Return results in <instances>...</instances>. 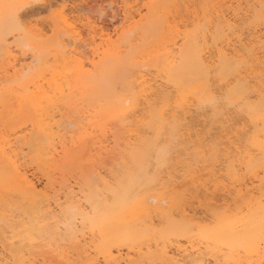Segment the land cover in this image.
<instances>
[{
  "label": "rangeland",
  "instance_id": "374dc122",
  "mask_svg": "<svg viewBox=\"0 0 264 264\" xmlns=\"http://www.w3.org/2000/svg\"><path fill=\"white\" fill-rule=\"evenodd\" d=\"M6 1L15 3L17 0ZM61 1L62 0H57V3H61ZM80 1L81 0H71L69 10H67L69 22L72 27H70L71 30L81 31L84 38L86 35L89 36L87 28L82 26V21L86 20L84 18L86 16H91V18H98L99 16L105 17V19L108 20H106V23L103 25V27L105 26L104 29L106 32L112 33L113 28L119 25L120 20L113 22L115 19H112V17L109 19V17H107V13L109 14L110 12H105L104 9H100L99 6L103 4L101 0H98V3H91V1L82 3V7L80 5L77 11L71 13V5L76 2L79 3ZM146 2V0H127V3L134 5V9L139 7L142 14L147 13L144 4ZM41 3L42 2L38 0H30L24 5L25 7L19 10L30 12L35 8L41 9L38 14L34 15L35 17H31L32 19H30H39V21H41L40 27L48 25L50 27L51 16L53 15L52 11L58 8L59 5L56 4L46 8V4L44 3L43 6H41ZM254 5L255 1L253 0L170 1V5H168L165 11L160 10L156 12L157 14L154 13L148 16L139 29H135L130 33L128 32L123 36L126 48V51L122 52L123 59L121 61L113 60L115 64L110 62L108 65L106 64V69L102 70L103 72H101L97 78L96 91L98 90L99 93L112 89L114 93L125 97L126 106L135 102V107L131 108L129 112H126L128 115L125 113L122 118L102 120L99 116V111L103 101L102 99L100 100L99 94L97 92L92 94L90 90L84 87L85 85L83 83L73 81L70 90H66V93L72 91L71 94H68L72 99L67 102L68 105L59 106L60 113H56L55 119L57 120L61 116L64 119L67 115H71V117L75 116L74 119H72H77V122L71 126H66V130L62 129L67 133H64L62 137H60L61 142H59V137H55L54 140L52 139V141H54L52 142L51 137L47 135V131L46 134L44 131L40 132L38 130V132H40L38 135L36 132L37 130L31 129L30 125L28 130L26 129L23 132H18L19 134H24L25 132L31 133L32 130H35L36 139L39 137L38 140H36L34 136L32 138L30 134H28L25 138H21L20 144L24 143L25 140L28 139V136L32 138V140L29 138L32 144L30 145V149L29 147L24 148L25 150H23L22 153L25 154V157L21 158L19 162H22H20L21 166L25 168L27 174L30 175L29 177L33 179L42 193L40 195L41 197L39 196L36 200L32 201L23 199L18 192L13 190H6L1 193L0 238L2 239H0V264H9V262L15 264L17 261H27L28 264H108L105 260V255L95 246L97 245L96 243L99 237L98 235L94 236L88 224L85 223L81 225L79 222H71V225L68 226V230L62 226H60L62 228L56 227L57 219L62 218L61 212H59V206L56 204L60 202L61 205H65L68 202L67 198H69V200H73L74 203L78 204L82 209H87V198L91 197L96 200L102 199L106 195L104 192L105 184H115L119 175L122 174L125 165H130L129 150L131 149V145L137 143L135 137L139 135L145 138L147 137L146 141H154L158 147L165 150V161L163 160V163L158 160L155 150L150 149L148 151L147 169L148 173L152 177L154 176L155 179L154 182L152 181L154 185L152 183L150 185L149 190H151V192L149 191L150 193L147 199L149 212L144 218H141L143 219L141 223L152 225L163 230V228L167 226L166 219L170 216L177 221L185 220L184 222L188 224V229L184 234H167L164 237L151 234L150 237L142 240L127 241L119 245V247L113 246V259L119 261L120 264H126L128 258H130L132 264H169L175 256L179 258V261L175 264H198L200 261L206 264H264V255L261 252L260 254L249 255L243 250L233 252L235 258H239L238 263H236L229 258V251L226 248L206 242L199 234V226L204 224H215L218 215L223 213L234 214L241 210L245 211L246 198H252L255 201H262V199H264V178H262L264 172L262 170L259 171L258 176H255L248 172L245 167H239L235 162L237 164L236 167H239L238 174L235 178H231L227 175V169L225 167L228 162L227 160L231 158H228L227 155H234L232 152H230L231 154L227 152L231 151L233 146H239L242 149L249 147L250 152L253 150L250 146L246 145L248 144L245 143L246 139H241V137L247 138L253 133L254 126L252 121L249 115L243 110L242 104L233 100L234 96L232 91L229 86H224V81L219 78L217 70L210 73L209 85H211L210 89L216 97L215 104L217 107L219 105L218 108H214V104L209 106L207 103H200L199 105L193 96L187 98L185 101L186 104L183 102L184 106L178 105L175 102L177 98V89L174 87V83L167 70L166 55L161 56L164 53L160 54L158 52L159 48H162L164 43L171 42L167 39L173 41L179 34V44H181L183 41L181 37L184 35V31L193 30L195 26H200V28L203 27V30H205L201 31V33L204 32L205 34L209 25L208 18L214 23L217 21L216 15L220 13V15H223L225 19H229V22L233 23L235 26L233 25L234 29L231 30L233 32H230V30L227 31V36L229 35V37H226L224 40L225 42L222 41L219 44L223 45L222 43L224 42L225 44L226 41L233 43L232 39L234 38V43L236 44L238 36H240L238 39L243 37L242 42L244 40V42H247L249 37L257 35L252 29L254 25L257 26V23L253 21L251 16L253 10L251 8H254ZM240 7L242 10L240 9L241 12L240 10H238V12L237 9ZM108 10L106 9V11ZM162 13L163 15H161ZM197 13L199 14L197 15ZM205 14L207 15L205 16ZM233 15H236L237 18ZM1 20H3L5 29L7 28L9 30L15 28V22L8 14L3 15ZM237 20L240 22L238 27L235 24ZM261 28L262 27H259L260 30L258 29V33L264 31ZM68 30L70 31V29ZM240 33L241 35H238ZM50 34L51 30L47 28L45 37H49ZM16 35H18V37H15L16 39L12 38L10 41L16 40L17 43H21V45L27 43L28 37L26 34L19 33ZM161 35H164V39L162 40L159 38L162 37ZM205 36V39H208L204 44L206 47L204 48V52L207 56L214 53V42L209 32H206ZM113 38H115V35ZM97 40L99 41L96 35V42H98ZM159 40L162 42L160 43ZM48 46L49 44L47 43L46 46H42V48L33 47L30 52L45 57L49 49ZM145 46L146 48L148 47V49H146ZM224 46L226 47V45ZM236 47H238L237 44ZM161 48L160 51H164L161 50ZM1 53L0 50V109L4 111L5 116L0 123V133L2 134V132L4 133L20 126L21 124L19 125V123L21 121L23 122L24 120L22 118L26 116L30 115V119L31 117L36 118L40 110L36 111L32 109L33 111H31L30 109L26 112L28 115L22 118L20 113L15 110L17 109V103H12V101H15V98H10L11 93L10 91H6L5 88L8 86L10 87L12 84H17L18 80L25 79L29 73L21 75L20 78L18 77L17 80H14L9 73L7 74L2 70L4 61ZM88 54L90 55V52H88ZM52 59L51 57L49 63H52ZM134 61L138 64H133ZM252 62L255 66L256 62ZM34 63L33 65L32 63L29 65V67L36 66L31 69L30 73H33L40 67V65H34ZM141 78H143V80ZM250 79L251 81L253 80L251 77ZM132 80H135V84H137L135 86L137 88L132 87L134 84L131 83ZM141 81H143L145 87L147 84L149 85L146 87V90H144V93L147 94V97L149 96L148 99L150 102H154V105L159 107L162 104L161 101L166 103L161 105L166 115L165 117L168 118V120L172 115L176 117L175 119L178 120L176 123L179 128L175 129V132H173L171 127L169 128L167 126L165 129H162L160 133H156L154 130H148L144 124H142L144 113L148 110L149 106L144 103V96H140V90L143 87V85L140 86ZM139 87L140 89H138ZM74 88L75 90H73ZM130 89L134 91L138 89L137 92H139V96L133 97V95L129 93ZM167 95L169 103L165 101L167 99L164 101L162 99V97L165 98L164 96ZM196 105L202 107L199 108ZM187 106L189 109L188 111L186 110L187 108H185ZM173 117L172 119L170 118L169 121H173ZM67 123V121L64 122V124ZM54 130L56 129L54 128ZM102 132L107 134L109 143L108 141L104 142L103 145H105V147L100 148V143H98L97 140L99 138L106 139L102 138ZM18 133H16L15 136L19 135ZM62 133L60 132V134ZM90 134L93 135L91 136V140L88 138L84 141L80 139L84 136H90ZM44 137L45 142L43 139ZM78 138L80 140H78ZM114 138H117V144L115 143L116 141H113ZM52 143L55 144L52 145ZM42 144H46L45 147ZM62 146L65 147L66 151H69L68 154L63 152L56 154V151H60ZM95 146H97L96 151L93 148ZM215 146H218L219 149L218 147L215 148ZM111 148L114 149L112 150ZM211 152H213L212 155L210 154ZM209 156L210 158H207ZM59 157L61 158L59 159ZM213 157L215 158L213 159ZM211 158L214 160L212 164ZM61 160H64L67 164L62 166ZM108 161L109 163H107ZM8 163L9 162L5 158L0 156V168H2V170L6 168L5 171H7V168L10 166ZM88 165L90 167H88ZM183 187H185V189ZM68 191H71V194L68 195ZM178 200V205H175L174 202ZM156 206L160 207L155 208ZM2 213L9 215L4 217ZM25 213H28V215ZM141 223H139V226H141ZM39 225L41 229L45 230L51 227L53 232L49 228L46 230L47 234L43 237L44 239H36L35 242L23 238L20 231L18 232V230H21L23 227L34 226V228H36V226L38 227ZM76 227L77 232L75 231ZM63 229L65 230L63 231ZM55 231L56 233H54ZM61 231L63 234L66 233L68 238L66 234L61 235ZM33 235L37 237L36 230L33 231ZM71 236H73L72 240L70 238ZM34 243H36V245H34ZM72 244L74 245L71 246ZM12 248L13 250L10 251ZM163 251L167 252V256L163 254ZM197 251L200 252L199 255H197ZM185 253L190 254L185 255L181 260L182 254ZM161 254H163L164 258L160 257ZM165 257L169 259L168 262H166L167 260H165ZM111 264L114 263L111 262Z\"/></svg>",
  "mask_w": 264,
  "mask_h": 264
},
{
  "label": "bare ground",
  "instance_id": "6f19581e",
  "mask_svg": "<svg viewBox=\"0 0 264 264\" xmlns=\"http://www.w3.org/2000/svg\"><path fill=\"white\" fill-rule=\"evenodd\" d=\"M29 1L17 0L15 3H9L6 0H0V50L2 52L1 54L3 56L2 58L4 61L2 70L7 74L9 73L14 80H17L18 77L20 78L21 75L29 73V75L25 79L18 80L17 84H12L10 87L9 86L6 87L5 90L10 91L11 93L10 98L12 99L15 98V101H12V103L15 104L17 103L16 105L17 109L15 110H17V112L20 113L21 118L28 115V113L26 114V112H28L30 109L31 111L40 110L36 118L31 117L30 119L29 117L30 115L26 116L25 118L22 119L24 121H26L27 119L28 120L26 122L23 121L24 123L21 121L19 123V125L20 124L21 125L18 127L15 125L17 128L11 129L4 133L2 132V134L0 133V156L2 158H5L9 162L8 164H10L9 168H7V171H5L6 168L3 170L2 168H0L1 169L0 195L3 191L13 190L18 192L23 199L32 201V200H36L41 195L42 192L38 189L33 179L29 177L30 175L27 174L25 168L21 166L22 162L21 161H20L21 163L19 162L21 158L25 157L24 156L25 154L22 153V151L25 150L24 148L29 147L30 149V145L32 144L30 139L32 140L33 136L35 137L34 139H36L37 137L35 136L36 132L39 135L40 132L44 131L46 133L47 131L48 134L47 133L46 134L51 137V141L52 139L54 140L55 137H59L58 138L59 142H61L60 137H62L64 133H67L62 129H65L66 126H71L73 124H76L77 119L73 120L75 117L74 115H72L74 117H71V115H67L64 119L62 116L57 120L55 119L56 113H60L59 106L67 104V102L70 99H72V97L68 95L71 94L72 91L66 93V90H70L73 81H78V83H83L85 85L84 87H86L87 90H90L92 94L96 92L99 94L100 100L102 99L103 101L101 103L102 107L99 111V116L101 117L102 120H106L109 118H122L127 111L129 112L131 108L135 107V102L131 103V105L129 106H126L125 97L119 96L120 94L114 93L112 89L110 90V88H109L110 91H102L100 93L98 92V90L96 91L97 78L99 77L101 72H103L102 70L106 69L105 66H107L109 62L115 64V61L113 60L121 61L123 59L122 52L126 51L125 44L123 41V36L128 32L130 33L135 29H139L142 26V23H144L143 21L147 19L148 16L156 12H159L160 10L165 11L168 5H170V1H175V0H146L147 2L144 4H145V8L147 9V13L145 14L141 13L139 7L134 9V5L131 3H127V0H119V1L101 0L103 4L99 6L100 9H104L105 12H110L109 14L107 13V17H109V19L111 17L112 19H115L113 20V22L120 20V23L118 22L119 25L113 28L112 33L106 32L104 29L105 26L103 27V25L106 23L107 20L105 19V17L103 18L102 16H99L98 18H91V16L90 17L86 16L84 17L86 19L85 21L83 19H82L83 21L81 20L82 26H84V28H87V30L89 31L88 34L89 36L86 35L85 38L82 36L81 31L71 30L72 27L69 22V16L67 14V10H69L71 0H62L61 3L59 2L57 3V0H38L42 2L41 6H43V4L45 3L47 6L46 8H48V6H53L56 4L59 5L58 8L52 11L53 15L51 16V20H50L51 21L50 27L49 25L40 27L41 21H39V19L37 20L33 18V20H31L32 19L31 17H35L34 15L40 12L41 9L39 10V8H35L31 11L29 10L30 12H24L16 8L5 7L8 5H25ZM88 1L89 2L91 1V3L93 2L98 3V0H81L79 3L76 2L71 5L70 8L71 13L77 11L82 3H87ZM253 1H255V5L253 6L254 8H251L250 6L249 7L253 9L251 16L253 18V21L257 23L256 24L257 26L254 25L253 26L254 28L252 29L254 33L255 32L257 33V35L249 37L248 40L246 39L247 42H244L245 40L243 39L244 41L242 42L243 37L238 39L240 37L238 35H241V33L238 35L236 34L238 36V37L235 36L237 37L236 41L239 43V45L236 41L235 42L238 47H236V44L234 43L235 38L232 39L233 43L226 41V43L224 44L225 42L224 40L226 39V37H229V35L227 36V31L230 30V32H233L231 30L234 29L233 28L234 24L229 22V19H225L223 15H220L221 13L220 14L218 13L219 15H216L217 21H215L214 23L210 18H208L209 25L206 30V32H209V35L211 36L214 42V53H211L210 55L207 56L205 55L204 48L206 47L204 46V44L208 39H205L206 32L205 34L204 32L201 33V31H204L205 29L203 30V27H201L202 28L201 29L200 26H195L193 30L184 31L185 33L181 37V40H183L181 44H179V40H180L179 39L180 34H179L177 38L175 39L173 38L174 39L173 41L171 39H167L168 41L170 40L171 42L168 43L163 42L164 44L162 43L163 46L162 48L161 47L160 48L161 50L164 51H160V48L159 50L157 49L160 54L164 53L161 56L166 55L165 58L168 67L167 70L169 71L170 78L174 83V87L177 89L176 90L177 98L175 99V102L178 105L182 106L184 104L183 102H185L189 96H193L197 100L199 105L200 103H205V104L207 103L209 106L213 105L212 101L215 100L216 97L213 91L210 89L211 86L209 85L210 73L212 71L215 72L216 70L218 71V73H220L221 71H227L230 76L234 77L232 83L229 85V88L234 96L233 100L234 101L236 100L242 104L243 110L247 113V115H249L252 121V124L254 126L253 128L254 131L250 136L248 135L249 137L247 138L241 137V139L243 140L246 139L245 143H248L246 145L250 146L251 149H253L252 150L253 152L249 151V147L242 149L239 146H233V148H231V151H227L226 149L227 152L229 153L232 152L234 154V155L232 154L234 157L231 155H227L228 158L229 157L231 158L227 160L228 162L226 163L227 165L225 166L227 169V175L231 178L236 177V175L238 174L239 167L242 168L245 167V169H247L248 172H250L255 176H258L260 170L264 172V164H262V160H261V144L262 142H264V112H262V106H261V89L264 88V78H262L261 75V67H262L261 61L262 58H264V31H263L264 29L262 30L263 32L260 31L261 33L257 32L260 30L259 27H261L259 26L261 25L260 23L261 0H253ZM241 7L238 8L237 11L240 10ZM105 8L111 11L109 10L106 11ZM5 14H8V16H10L14 20L15 28L9 30L7 28L6 29L4 28L3 20H1V18ZM198 14L199 13H197V15ZM161 15H163V13ZM206 15L207 14H205V16ZM233 16L236 17V15ZM47 28L51 30V34L49 35V37H45ZM68 29H70V31ZM19 33H24L28 37L26 44L21 45V43L20 44L17 43L16 40L10 41V39L12 38L15 37L17 38L18 35L16 34ZM96 35L97 38L99 39V41L97 40L98 42H96ZM114 35L115 38H113ZM162 37H159L161 38L160 40L164 39V37L163 38ZM222 41H224L222 43L223 45L219 44ZM161 42L162 41H160V43ZM47 43L49 44L48 52L46 53V55L43 54L45 55V57L48 55L46 58L43 56L36 55L33 52H30L33 47L42 48V46L43 47L46 46ZM224 45H226V47ZM146 49H148V47ZM229 49L233 50V52H235L236 54L233 56H225V57L220 56L221 50H229ZM239 49L243 50V54L239 53L238 51ZM88 52H90V55L88 54ZM51 57L53 58L51 60L52 63H49ZM252 61L256 62L255 65L256 67L254 66V63ZM31 63L32 65L33 63L34 65L35 64L40 65V67H38V69L33 73H30L31 69L34 67V66L29 67ZM135 63L136 61H134L133 64ZM137 64L138 63H136V65ZM250 77L253 78L252 81ZM6 78L8 79L7 75ZM141 79L143 80V78ZM131 83L132 84L134 83L133 84L134 86L132 85V87L137 88L135 86L137 85L135 84V80H132ZM142 85H143V81L140 82V86ZM147 86L149 85L147 84ZM146 87L143 85V87L140 90V96H144V103L147 104V106H149L148 110L144 113V119L142 124H144V126L148 130H154V132L156 133H160L161 130L165 129L167 126L169 128L171 127V129H173V132H175L176 131L175 129L179 128L176 123L178 120H176L175 119L176 117H173V115L172 116L169 115L171 119L173 117V121L172 120L169 121L170 118L168 120V118L165 117L166 115L164 114L163 108L161 107V105L164 102L161 101L162 104L160 105V107L154 105V102H150V100L148 99L149 96L147 97V94L144 93ZM138 89H140V87ZM138 89H135L136 91L130 89L129 93L133 95V97L139 96V92H137ZM73 90H75V88ZM248 96H251L252 99L251 100L247 99ZM164 97L165 98L162 97L163 101L167 99L165 100L167 102L168 95ZM196 106L199 107L198 105ZM213 107L218 108L219 105L217 107L216 104H214ZM185 108H187L186 109L187 111L189 110L188 106ZM4 117H5L4 111L0 109V123ZM66 121L68 123L64 124V122ZM29 125L31 126V129H36L37 131L35 132V130H32L33 133L31 131V133L25 132L24 134L18 133V132H23L26 129L28 130ZM54 128L56 130H54ZM38 130L40 132H38ZM60 132L62 134H60ZM16 133H18L19 135L15 136ZM28 134H30L32 138L28 136V139L25 140L24 143L20 144L21 138L23 137L25 138ZM91 136L93 135L90 134V136L89 135L87 137L84 136L83 138L80 139L83 141L86 138L91 140ZM45 137L43 138L44 142H45ZM38 138L36 140H38ZM102 138H106V139L99 138L97 140V142L100 143V148L105 147V145H103L104 142L108 141L109 143V138H107V134H105V132L103 133ZM146 138L142 137L141 135L135 137V140L137 139V143L131 145L130 147L131 149L129 150L130 165H125L122 174L119 175V178L115 184L113 185H109L108 183L105 184L104 192L106 193V195L102 199L96 200L89 196L90 198H87V202H88L87 209L86 208L82 209L81 207H79L78 204L74 203L73 200L71 199L69 200V198H67L68 202L65 205H61L60 202H57L56 204L57 206H59V212H61L62 215V218H60L61 221L60 219H57L56 227L57 228L63 227L68 230V226L71 225V222L73 223L79 222L81 225H84L85 223L88 224L94 236L98 235L99 239L96 243L97 245L95 246L99 249V251H101L102 254L105 255V260L108 264H111V262H113L114 264H120L119 261H115L112 257L113 246L119 247V245H122L127 241L142 240L144 238L150 237L151 234L157 235L159 237H164L167 234H179V233L184 234L188 229V224L184 222L185 220L177 221L175 219H172V217L170 216L167 217L166 219L167 226H165L163 230L156 228L152 225H145L141 223L143 222V219L141 218H144L149 212L147 199L149 197V193L151 192V190H149L150 185L152 181L154 182L155 179L154 176L152 177L148 173V169H147V158L149 154L148 151L150 149L155 150L156 152L155 154L157 155L158 160L162 163L163 160L165 161V150H163V148L161 147H158L154 141H146ZM80 139L78 138V140ZM113 141L114 142L116 141L115 143L117 144V138H114ZM53 144L55 143H52V145ZM217 147L215 146V148ZM93 148L95 149V151L97 150V146ZM60 149H61L60 151H56V154H59L60 152L68 154L69 152L68 150L66 151L64 146H62V148ZM213 152H211L210 154L212 155ZM60 158L61 157H59V159ZM207 158H210V156ZM214 158L215 157H213V159ZM213 159L211 158L212 160L211 164L214 161ZM61 161H62L61 163L62 166H65V164H67L66 162H64V160ZM235 162L238 164L239 167H236L237 164ZM107 163H109V161ZM88 167L90 166L88 165ZM262 178H264V176ZM183 188L185 189V187ZM67 194L68 195L71 194V191H68ZM178 203L179 200L174 202L175 205L176 204L178 205ZM158 207L160 206H156L155 208ZM245 207H246L245 211L241 210L234 214L223 213L221 215H218L217 220L213 225L204 224L199 226L200 237L204 239L206 242L226 248L229 251V255H228L229 258L236 263H238L239 258L238 259L235 258L233 252L237 250H243L245 253L249 255L260 254V252L264 255V233H262L261 230V201L260 200L255 201L252 198H246ZM2 214L4 217L9 215L6 213H2ZM26 215H28V213ZM139 223H141V226H139ZM38 227L36 226L37 228L36 229L34 228V226L33 227L26 226L23 227L21 230H18V232L20 231L22 237L30 240L31 242H35L36 239L43 240L44 239L43 237L45 236V234H47L46 230H48L49 228L51 229V227H49L46 230L41 229L40 225ZM65 229H63V231ZM35 230L37 233V237H34L33 235V231ZM75 231L77 232V227ZM54 233H56V231ZM64 234L61 231V235ZM70 238L72 240L73 236H71ZM34 245H36V243H34ZM73 245L74 244H72L71 246ZM12 250L13 248L10 249V251ZM190 253L182 254L181 260L185 255H189ZM196 253L197 255L200 254L199 251H197ZM163 254L167 256L166 251H163ZM163 254L160 255L161 258H164ZM165 260H167L166 262L169 261V259L167 258ZM178 261L179 258L174 256L172 262H170L169 264H175ZM126 264H132L130 258H128ZM198 264H206V263L200 261V263Z\"/></svg>",
  "mask_w": 264,
  "mask_h": 264
},
{
  "label": "snow or ice",
  "instance_id": "6c2138e0",
  "mask_svg": "<svg viewBox=\"0 0 264 264\" xmlns=\"http://www.w3.org/2000/svg\"><path fill=\"white\" fill-rule=\"evenodd\" d=\"M5 7L20 9L25 6L24 5H8ZM239 23L240 22L238 20L235 22L237 27L239 26ZM260 23H261L262 29H264V0H261V4H260ZM238 51L240 54H243L242 49H239ZM235 54L236 53L233 52V50L231 49L221 50L220 52L221 57L233 56ZM261 64H262L261 75H262V78H264V58H262ZM219 78H221L224 81L225 87H228L234 79V77L230 76L227 71H221L219 73ZM247 99L251 100L252 97L248 96ZM212 103L215 104V100H213ZM261 106H262V112H264V88L261 89ZM261 160H262V164H264V142H262L261 144ZM261 230H262V233H264V199H262L261 201ZM9 264H13V262H9ZM15 264H28V262L27 261H17L15 262Z\"/></svg>",
  "mask_w": 264,
  "mask_h": 264
}]
</instances>
